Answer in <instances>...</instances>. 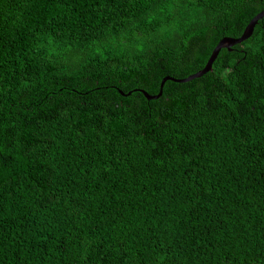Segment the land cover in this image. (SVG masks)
<instances>
[{
    "label": "trees",
    "instance_id": "trees-1",
    "mask_svg": "<svg viewBox=\"0 0 264 264\" xmlns=\"http://www.w3.org/2000/svg\"><path fill=\"white\" fill-rule=\"evenodd\" d=\"M263 9L0 0V264H264Z\"/></svg>",
    "mask_w": 264,
    "mask_h": 264
},
{
    "label": "water",
    "instance_id": "water-1",
    "mask_svg": "<svg viewBox=\"0 0 264 264\" xmlns=\"http://www.w3.org/2000/svg\"><path fill=\"white\" fill-rule=\"evenodd\" d=\"M262 18H264V9L262 11H260L257 15H255L246 25L244 31L242 32V34L237 37V38H229V37H225L222 38L217 45L214 47V49L211 52V55L209 56L206 64L204 65V67L199 70L198 72L191 74L190 76L184 78V79H175L172 77H164L160 83V90L158 92L157 95H149L148 93H146L143 90H133V91H139L140 93L143 94V96L147 99V100H156L158 99L161 94H162V88L163 85L166 81H172L175 83H187L190 82L194 79L200 78L201 76H203L204 74L208 73L211 71L212 69V65L214 63V61L216 60L219 52L222 49H227L230 50L233 46L235 45H239L242 42L246 41L253 33L254 28L256 26V24L258 23L259 20H261ZM131 92H128L127 94H124L123 92L120 91V94L123 96H128L130 95Z\"/></svg>",
    "mask_w": 264,
    "mask_h": 264
}]
</instances>
